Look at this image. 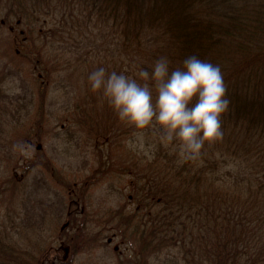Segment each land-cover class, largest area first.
<instances>
[{
	"label": "trees",
	"instance_id": "16d2710c",
	"mask_svg": "<svg viewBox=\"0 0 264 264\" xmlns=\"http://www.w3.org/2000/svg\"><path fill=\"white\" fill-rule=\"evenodd\" d=\"M0 8H6L2 27L8 20L5 28L11 32L14 21L21 26L26 21H45L37 33L38 41L30 35L26 37L30 42L32 37L34 44L39 45L35 58L45 69V75L36 69L40 82L34 81L36 90L29 91L30 97L19 93L22 97H13L10 86L9 91L2 89L10 71L7 66L0 68V116H11L16 125L32 117L30 134L32 130L44 129L49 108L56 106L55 100L46 103V75L53 82L74 74L85 77L87 109L91 112L83 107L84 117L77 123L86 119L89 129L97 131L91 138L104 145L109 136L121 143L123 136L134 130L120 122L101 95L88 86L87 74L94 67L103 64L109 71L134 74L138 67H150L161 55H166L175 67L190 54L219 64L230 105L222 114V137L206 142L201 156L195 159L205 163L206 172L193 163L179 162L177 157L165 162L164 173L155 169L152 175L136 177L128 203L117 211L110 209L106 223L137 238L140 251L132 259L133 264H149V254L156 248L171 252L178 248L180 252L171 256V262L177 263L185 253L195 264H264V224L260 216L251 221L233 215V202H226L239 197L228 192V188L246 185L257 193V197L252 195L250 206L256 208L258 215L264 213V0H0ZM19 39H14L15 52L27 58L25 50L33 43L25 46ZM17 98L22 99L18 105L25 109L24 116L15 106ZM3 124L0 117V127ZM66 128L72 130L70 125ZM4 149L0 136V153ZM17 154L12 148L0 155V177L5 179L0 181V211L5 209L0 215V264H79L77 257L82 249L86 245L96 249L100 242L95 246L96 243L101 241L85 238L73 247L71 233L75 230L79 199L73 201L78 203L74 205L59 189H55L60 193L56 200L48 196L53 185L45 172L59 176L54 170V158L44 147L43 158L28 163L22 179L13 174ZM231 164L238 170L227 173L225 169ZM114 166L115 170L119 168V176H133L127 173V166L114 164L102 176H113ZM191 170L197 172L190 175ZM226 176L233 181L227 189L220 182ZM4 182L10 189L4 188ZM43 189L47 191L44 194ZM70 192L68 188L67 193ZM6 201L14 204L7 205ZM134 202L135 212H127ZM221 207V213L214 215ZM144 208L153 213L152 220L160 222L151 223L148 232L141 228L144 223L137 221V212ZM54 220L62 224L59 234L51 238L46 232L49 227H58ZM204 220L213 223L214 226L209 225L214 228L213 234L199 228L198 222ZM69 224L71 229H67ZM191 227L197 230L196 236H189ZM149 233L157 236L152 239L157 241L154 247ZM198 241L202 251L199 258L193 259L190 245L199 254ZM66 248L69 254L64 257L62 250Z\"/></svg>",
	"mask_w": 264,
	"mask_h": 264
},
{
	"label": "rangeland",
	"instance_id": "374dc122",
	"mask_svg": "<svg viewBox=\"0 0 264 264\" xmlns=\"http://www.w3.org/2000/svg\"><path fill=\"white\" fill-rule=\"evenodd\" d=\"M5 10L6 8H0V13H3L0 15V68L1 66L2 68L7 66L10 72L8 76L5 77L6 80L1 86H4L2 89L7 90L8 86H10V92H12L11 95H13V97H22L19 94L23 95V97L26 95L30 97L29 91L32 89L36 90L34 81L40 82L35 73L36 69L42 71L43 75H45V69L43 70V68L40 67V64H38L35 58L39 50L37 46L39 45L34 44L32 41V37L38 41L39 35L37 33H40V26L41 24L43 25L45 21L44 19H39L31 23L26 21L22 23L24 26L18 25V23L16 24L14 21L13 32H11L5 28L8 20H4L5 26L2 27V18L5 16L4 14H6ZM26 23L27 25H25ZM43 28H45V26H43ZM25 31L27 32L26 35ZM29 35L32 36L31 42L26 38ZM16 37L18 39L20 38L19 40L22 39V43L25 46L28 43H33V46L29 45L27 46V50H25L27 58H24L21 53L18 55L16 54L15 48L17 43L14 41ZM46 72H49L47 68ZM25 77L28 78L27 81L23 83ZM62 80L63 81L60 80V82L57 80L53 82L50 80L49 76L46 75L45 77L43 86L49 90L46 103L55 100L56 106L53 109L49 108L47 119L44 123V129L32 130L30 134L28 127L29 124H32V117L26 122L22 119V123L16 125L11 116L3 114V117L0 116L4 120V126L0 127V136L3 138L5 146V149L0 155L3 152H9L12 148L13 151L16 150V153H18L16 155L17 164L16 167L13 165V174L15 172L16 177L19 179L24 177L28 163L33 164L43 158V147L54 158L53 166L56 165L54 166V170L58 172L59 178H56L55 175L53 176L47 171L45 172L48 181L53 185L48 196L56 200L60 193L55 189H59L65 193L66 199L69 202H78V199L80 201V204L77 205L79 208L76 211L73 225L75 226V230L71 233L73 247L89 239L96 238L97 240H101L96 243L95 246L100 242L96 249H92L89 245H86V247L82 249V254L79 253V257H77L79 264H133L131 263L132 259L137 252L140 251L137 238L134 237L132 239L128 232L124 233L123 229H117L114 225L107 224L108 212L110 209L117 211L116 209L121 207L125 202L128 203L129 193L136 177L148 174L152 175L155 169L162 170L164 173V163L175 161V157L177 156L174 150L159 142V130L155 126L143 131L146 144L151 145L147 153L142 150H133L128 147L127 141L129 138L133 137V133L124 135L122 140H120L123 141L121 143L109 136L107 143L104 145L100 143V145H98L96 138H91L97 131L89 129L88 121L84 119L79 125L77 123L78 119L84 117V114L81 112L83 107H86L84 110L91 112V110L87 109L85 77L74 74L72 77H66ZM19 100L22 99L17 98L15 106L18 107L21 116H24L25 109L18 105ZM34 102L35 107H37L39 104L38 97L35 98ZM102 110H99V112ZM31 114L34 115L35 113L32 112ZM100 119H102V116ZM62 124H64V126ZM67 125H70L72 128L71 131L66 128ZM31 127L32 126H30L29 129ZM144 154L147 155V157H144ZM155 159L158 160L155 161ZM185 161L193 163L194 167L197 168H203L205 166V163L200 159L198 163L192 159ZM112 164L116 166H127V173H131L133 176H119V168L115 170V166L114 172L112 173L113 176L110 178H108L107 175L102 176L103 171ZM50 169L52 168L50 167ZM202 170L206 172L205 168ZM225 170L228 173L238 169L237 166L231 164ZM193 172L196 173L197 171L191 170L190 175H192ZM0 178L2 179H0V181H5L4 178ZM220 182L225 188L233 183V181L229 179V176H226L224 180L221 178ZM74 184L79 185V187L74 186ZM4 188L10 189L5 182ZM68 188L71 189L70 193H67ZM10 191H12V189ZM227 191L233 195H239L236 199H228L226 201L233 202V215L239 214V216H244L251 221H255L257 216H260V221L264 224V213L258 215L256 208L250 206L252 195L257 197V193L254 190L246 188V185H239V187L233 186L232 188H228ZM42 192L44 194L47 191L43 189ZM67 195H69V197ZM31 202L32 198L29 200V204ZM69 202H67V204H69ZM5 203L7 205H12L14 201L12 203L6 201ZM75 204L78 203H74V205ZM136 206L137 204L134 202L130 208L131 211L127 212L134 213L135 210L133 209ZM12 208H14V206ZM3 209L0 211L1 216L3 215ZM145 209L148 208H144L140 210V212H137V221L144 223L143 225H139H142L141 228L148 232L152 228L151 223L156 222V225L160 224V222L157 219L152 220L153 213L145 212ZM221 210L222 207L216 209L214 215H219ZM186 221L188 223V220ZM54 223L58 227H49L46 232V235H50L51 238H55L59 234L58 231L62 224V222H55V220ZM209 225L214 226L213 223H206L205 220L198 222L200 229H207L206 232L210 230L213 234L214 228H209ZM67 227V229L72 228L71 224L67 225ZM81 227H83V230L87 232V234L89 232H95L98 233V235L92 234L86 236ZM195 231L197 232V230L191 227L189 236H196ZM154 237H157L154 233L148 235L150 240ZM152 242H154L152 243L154 247L157 241L152 240ZM200 244L201 242L198 241L196 245V248L200 249L199 254H196L194 252L195 248L192 244L190 245V247H192L190 256L193 259L199 258L201 254L202 246ZM147 246H149V244L145 245L148 251ZM177 252H180L178 248H175L172 252L170 249L156 248L154 253L149 254L151 259L148 263L195 264L185 253L178 263L171 262V256ZM68 254V248L62 250V255L64 257H67Z\"/></svg>",
	"mask_w": 264,
	"mask_h": 264
},
{
	"label": "clouds",
	"instance_id": "9594fccd",
	"mask_svg": "<svg viewBox=\"0 0 264 264\" xmlns=\"http://www.w3.org/2000/svg\"><path fill=\"white\" fill-rule=\"evenodd\" d=\"M88 86L132 127L127 145L148 152L143 130L155 126L159 142L175 151L178 161L195 160L205 143L223 135L222 114L230 105L221 66L195 54L172 67L166 55L134 74L109 71L99 64L87 74Z\"/></svg>",
	"mask_w": 264,
	"mask_h": 264
}]
</instances>
